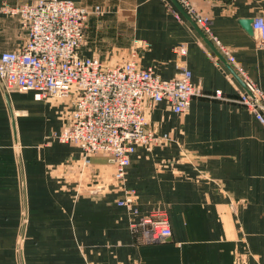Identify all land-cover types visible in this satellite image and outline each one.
<instances>
[{
    "label": "crops",
    "instance_id": "crops-1",
    "mask_svg": "<svg viewBox=\"0 0 264 264\" xmlns=\"http://www.w3.org/2000/svg\"><path fill=\"white\" fill-rule=\"evenodd\" d=\"M33 1L0 0V52L25 40L18 16L3 9ZM72 1L101 10L87 17L82 54L111 64L134 50L139 67L165 79L183 63L201 94L181 113L156 104L147 126L168 139L137 147L121 185L91 194L71 183L81 149L53 137L67 100L0 83V264H264V126L236 102L241 79L177 0ZM190 1L264 91V43L241 25L264 19V0ZM91 161L93 175L109 182L114 166L100 154ZM124 190L171 235L143 242L116 204Z\"/></svg>",
    "mask_w": 264,
    "mask_h": 264
},
{
    "label": "built area",
    "instance_id": "built-area-1",
    "mask_svg": "<svg viewBox=\"0 0 264 264\" xmlns=\"http://www.w3.org/2000/svg\"><path fill=\"white\" fill-rule=\"evenodd\" d=\"M177 1L241 79L243 88L236 102L264 126V91L213 34L210 17L190 0ZM3 11L18 16L25 40L16 49L0 52V83L6 90L32 91L38 100L66 99L67 109L62 112L65 126L53 137L81 149V169L91 166L92 155H105L114 166L111 188L121 185L137 147L149 150L168 139L148 128L151 109L164 101L173 112L181 113L189 108L193 96L201 94L183 63L177 66L175 76L165 79L151 67H139L134 50L111 64L82 54L86 20L90 12L100 13L98 6L89 11L72 0H36ZM173 14L182 19L177 10ZM251 27L256 44L261 46L264 19L254 17ZM214 96L220 98V91ZM79 179L80 190L83 182L91 194L106 190V183L91 169L80 172ZM116 202L130 211V229L139 232L143 242H161L171 235L163 217L140 213L131 191L124 190Z\"/></svg>",
    "mask_w": 264,
    "mask_h": 264
},
{
    "label": "rangeland",
    "instance_id": "rangeland-1",
    "mask_svg": "<svg viewBox=\"0 0 264 264\" xmlns=\"http://www.w3.org/2000/svg\"><path fill=\"white\" fill-rule=\"evenodd\" d=\"M96 155H98V154H96ZM100 155H102V154H100ZM93 156V155H92ZM91 156V157H92ZM103 156H105V155H103ZM81 157H82V155H81ZM81 157H80V159H81ZM91 157H90V159H91ZM106 157V156H105ZM107 158V157H106ZM80 159H79V163H80ZM107 160H108V158H107ZM91 166H92V161H91ZM91 166L89 167V168H85V169H81V167L80 166H78V168H79V175H80V172H85V171H90V169H91ZM94 175H96V174H94ZM76 177V179H75V181L73 180L74 178H72L71 180H73L71 183L74 185V188L76 189V192L78 193H80V192H82L85 188H84V182H83V184H82V186H81V188H83V190H80V179H79V176H75ZM92 179V178H91ZM70 180V181H71ZM112 175H111V180L109 181V182H107L106 184H104V186H105V188L106 189H111V187H113L112 186ZM91 183H93L92 181H91ZM101 183H103V181L101 182ZM86 186H87V184H86ZM89 188L90 187H88V188H86L85 189V192L87 191V192H89ZM104 191L102 190V191H99L98 193H103ZM116 204H117V202H116ZM123 208H125V207H123ZM126 209V208H125ZM128 210V209H127Z\"/></svg>",
    "mask_w": 264,
    "mask_h": 264
},
{
    "label": "water",
    "instance_id": "water-1",
    "mask_svg": "<svg viewBox=\"0 0 264 264\" xmlns=\"http://www.w3.org/2000/svg\"><path fill=\"white\" fill-rule=\"evenodd\" d=\"M177 8L180 10V12L182 13V15H184L186 18H188V19H190V17L185 13V11L181 8V6L180 5H177ZM191 20V19H190ZM191 22L194 24V22L191 20ZM252 22H253V19H243L242 21H241V25L244 27V29L249 33V34H251L253 31H252V27H251V24H252ZM195 27H196V25H195ZM197 29H198V31H199V33H201L202 34V32L199 30V28L197 27ZM203 35V34H202ZM207 41V40H206ZM208 42V41H207ZM211 45V44H210ZM211 47L214 49V47L211 45ZM214 51H215V53L217 54V55H220L215 49H214ZM234 75H235V73H234ZM236 76V75H235Z\"/></svg>",
    "mask_w": 264,
    "mask_h": 264
}]
</instances>
